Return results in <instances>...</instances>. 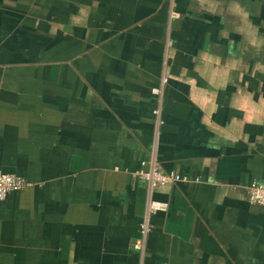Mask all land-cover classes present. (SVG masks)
Here are the masks:
<instances>
[{"label":"crops","instance_id":"obj_1","mask_svg":"<svg viewBox=\"0 0 264 264\" xmlns=\"http://www.w3.org/2000/svg\"><path fill=\"white\" fill-rule=\"evenodd\" d=\"M174 1L0 0V264H264V0Z\"/></svg>","mask_w":264,"mask_h":264},{"label":"built area","instance_id":"obj_2","mask_svg":"<svg viewBox=\"0 0 264 264\" xmlns=\"http://www.w3.org/2000/svg\"><path fill=\"white\" fill-rule=\"evenodd\" d=\"M176 2L171 0V16L179 17L181 13L176 9ZM156 94L160 93V89H154ZM157 122L161 125L164 121L160 117V109L154 110ZM136 174L143 179L150 189L164 188L172 185L176 182L183 181L186 178L180 173L175 171H165L162 169L160 163L156 159L145 160L142 162V167L136 172ZM198 180V179H196ZM30 183L22 176L7 173L0 169V200L6 198V196L14 191H20L29 186ZM247 193L251 203L264 206V183L253 180L247 185ZM168 204L165 202H159L150 200L148 204V212H156L159 210H166ZM143 231H149L150 227L147 221L143 223Z\"/></svg>","mask_w":264,"mask_h":264}]
</instances>
